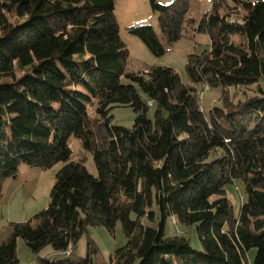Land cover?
Here are the masks:
<instances>
[{
  "label": "trees",
  "instance_id": "16d2710c",
  "mask_svg": "<svg viewBox=\"0 0 264 264\" xmlns=\"http://www.w3.org/2000/svg\"><path fill=\"white\" fill-rule=\"evenodd\" d=\"M149 1L159 32L127 30L152 53L185 27L208 37L187 56L186 83L167 66L126 70L115 0H0V198L20 164L64 162L46 208L0 230V264L18 263V238L34 253L52 248L38 264H92L95 243L78 257V240L117 223L126 243L103 264H264V0H214L199 20L188 17L194 0ZM200 87L220 89L208 113ZM126 106L132 126L113 125ZM169 217L194 226L201 248L167 236Z\"/></svg>",
  "mask_w": 264,
  "mask_h": 264
},
{
  "label": "rangeland",
  "instance_id": "374dc122",
  "mask_svg": "<svg viewBox=\"0 0 264 264\" xmlns=\"http://www.w3.org/2000/svg\"><path fill=\"white\" fill-rule=\"evenodd\" d=\"M172 0H156L161 5H168ZM214 0H194L189 9V18L199 20L210 8ZM232 0H228L230 3ZM258 1V0H250ZM114 13L119 24V36L125 43L128 50L126 70L133 72H144L154 65L173 68L183 83L187 82L185 64L187 56L191 53H199L208 45V37L204 34L194 33L190 27H185L183 36L175 42L167 51L160 55L152 53L147 46L136 36L131 35L127 28L131 25H151L158 33V14L153 11L149 0H115ZM123 83H129L127 78L122 77ZM201 108L204 113L214 105H219V88L200 87ZM113 125L131 127L134 121V112L129 107H115L111 111ZM147 117L153 119V108H150ZM70 148L73 157L81 150L79 141L71 137ZM64 164L57 163L50 168L20 164L18 173L14 177L5 178L1 184L0 198V230L8 222H25L46 208L49 199V192L54 182L56 171ZM85 166L88 171L95 175L96 169L92 157L89 155ZM238 192L229 189L228 197L230 202L238 206ZM176 232H183L195 249H200L195 227L184 230L175 219L168 218L166 221L165 233L171 236ZM91 238L96 246V253L92 255V264L107 263L109 256L119 247L126 243L120 223L110 232L105 227H88L77 242L74 254L84 257L87 252V240ZM254 251L250 252L252 257ZM50 246H45L39 253H34L26 245L23 239L18 238L16 243L17 264H38L39 256L52 255Z\"/></svg>",
  "mask_w": 264,
  "mask_h": 264
},
{
  "label": "built area",
  "instance_id": "2783aa9c",
  "mask_svg": "<svg viewBox=\"0 0 264 264\" xmlns=\"http://www.w3.org/2000/svg\"><path fill=\"white\" fill-rule=\"evenodd\" d=\"M149 104H150V103H149ZM71 252H72L71 247H68V248L66 249V251H65V255H69V254H71Z\"/></svg>",
  "mask_w": 264,
  "mask_h": 264
}]
</instances>
